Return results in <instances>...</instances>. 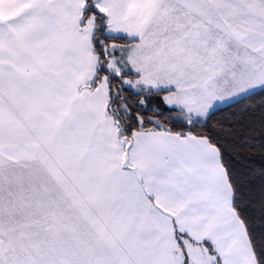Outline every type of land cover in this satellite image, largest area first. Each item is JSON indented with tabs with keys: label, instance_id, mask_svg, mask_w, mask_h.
<instances>
[{
	"label": "snow or ice",
	"instance_id": "snow-or-ice-1",
	"mask_svg": "<svg viewBox=\"0 0 264 264\" xmlns=\"http://www.w3.org/2000/svg\"><path fill=\"white\" fill-rule=\"evenodd\" d=\"M0 264H264V0H0Z\"/></svg>",
	"mask_w": 264,
	"mask_h": 264
}]
</instances>
